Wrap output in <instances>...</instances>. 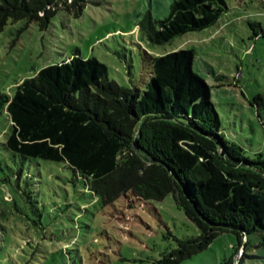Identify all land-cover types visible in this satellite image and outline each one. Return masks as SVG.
<instances>
[{"label":"trees","instance_id":"1","mask_svg":"<svg viewBox=\"0 0 264 264\" xmlns=\"http://www.w3.org/2000/svg\"><path fill=\"white\" fill-rule=\"evenodd\" d=\"M86 2L64 0L60 7L59 0H0V33L10 21L23 19L47 30L59 10L79 17ZM230 10L227 0H173L166 17L154 20L148 13L141 26L149 41L163 44L216 25ZM146 56L152 75L144 91L109 79L105 63L77 52L70 61L24 79L14 94L2 93L0 114L10 130L0 141V153L23 165L18 180L37 181V169L31 171L36 159L60 164L71 173L68 181L104 205L129 195L141 201L175 195L200 232L175 237L177 247L154 264H182L227 232L237 236V244L222 264H235L243 232L247 246L239 264H247L257 257L247 252L249 236L258 235L256 247H264V174L250 167L264 170V150L248 151L227 138L212 85L195 69V49ZM251 104L263 119L264 97L257 94ZM151 116L161 118L145 124L139 139L144 152H138V127ZM221 148L247 166L228 160ZM18 190L26 207L34 204L40 230L43 214L36 200L19 182Z\"/></svg>","mask_w":264,"mask_h":264},{"label":"rangeland","instance_id":"2","mask_svg":"<svg viewBox=\"0 0 264 264\" xmlns=\"http://www.w3.org/2000/svg\"><path fill=\"white\" fill-rule=\"evenodd\" d=\"M63 1L59 0L60 7ZM172 2L87 0L82 15L59 10L44 31L26 19L10 21L0 33V95L14 94L24 79L70 61L77 52L105 63L109 79L144 91L152 75L147 53L159 56L193 48L195 69L212 85V99L227 138L248 151L264 150V118L251 104L257 94L264 97V0H227L230 15L240 18L232 42L217 38L207 43L216 28L211 26L167 43H152L141 23L148 13L154 20L166 17ZM216 74L225 77L218 81ZM9 130V120L0 114V141ZM34 162L31 171L37 169V181L18 180L16 173L23 165L0 153V264H154L163 252L177 247L175 237L200 232L175 195L163 201H141L129 195L104 205L68 181L71 173L60 164ZM27 164L26 173L31 169ZM18 182L43 214L40 230L34 225V204L29 201L26 207ZM249 237L247 252L257 257L247 264H264V247H256L258 235ZM234 244L237 236L224 233L182 264H222Z\"/></svg>","mask_w":264,"mask_h":264},{"label":"crops","instance_id":"3","mask_svg":"<svg viewBox=\"0 0 264 264\" xmlns=\"http://www.w3.org/2000/svg\"><path fill=\"white\" fill-rule=\"evenodd\" d=\"M232 10V9H231ZM230 10V11H231ZM230 11H228L227 13H224L220 20L218 21V23L214 26H216V28L209 33L210 36L208 37V39H210L207 43H211L213 40L217 39V38H223L224 41L228 42V40H230V42H232L231 39L232 37L231 34H233L234 32L236 33V29H237V21L240 19L235 18L233 16L230 15ZM251 22H255V21H251ZM257 32L254 31V35L257 37ZM206 43V44H207ZM218 48V47H217Z\"/></svg>","mask_w":264,"mask_h":264},{"label":"water","instance_id":"4","mask_svg":"<svg viewBox=\"0 0 264 264\" xmlns=\"http://www.w3.org/2000/svg\"><path fill=\"white\" fill-rule=\"evenodd\" d=\"M158 118H161V117L151 116V117H146L144 120L141 121V123H140V125H139V127H138L137 137H136V140H135V148L137 149L138 152H144V149H143V148L140 146V144H139V139H140V137L142 136V130H143L145 124H146L148 121H150V120L158 119ZM221 154H222L223 156H225L228 160L232 161V162H235V163H238V164H241V165H245V164H243V163H240V162H238V161L232 159V158L226 153V151H225L223 148H221ZM245 166H247V165H245ZM250 167H251V168H254L255 170H257V171H259V172H261V173L264 174V170H263V169H260V168L254 167V166H253V167L250 166ZM228 227H230V228H235V227L230 226V225H229ZM246 246H247V236H246V233L243 232V244H242V246L240 247V250H239V251L236 253V255H235V264H239V263H240L241 257H242V255H243L245 249H246Z\"/></svg>","mask_w":264,"mask_h":264}]
</instances>
